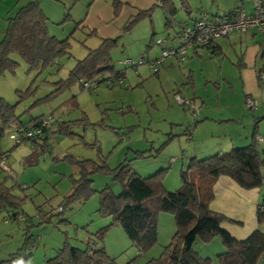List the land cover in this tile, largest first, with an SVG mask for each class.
<instances>
[{
    "label": "rangeland",
    "instance_id": "374dc122",
    "mask_svg": "<svg viewBox=\"0 0 264 264\" xmlns=\"http://www.w3.org/2000/svg\"><path fill=\"white\" fill-rule=\"evenodd\" d=\"M29 1L0 0V41L4 37L6 19ZM171 1L178 11L170 27L164 25L162 10L155 8L150 16L139 19L129 31H123V23L129 17L119 15L111 20V0H39L48 18L50 35L58 40L69 37L71 47L69 55L62 56L53 66L36 70H29L13 55L17 63L14 73L0 76V97L13 107L14 118L19 120L0 126V153L7 154L6 165L14 173V179L7 178L6 185L13 186V194L23 199L19 212L22 220L5 221L6 214L0 213V264H6L4 261L9 255L17 252L26 257L23 264H45L63 243L83 250L103 229L97 246L103 247L117 264L131 260H135V264H146L165 251L175 232L174 219L169 213L158 214L157 242L140 254L122 228L112 225V216L97 212L98 192L66 207L64 212L59 213L58 206L71 192L73 181L79 178L72 160H92L97 164L104 161L110 169L125 163L130 173L142 177L169 165L164 187L173 191L179 187L181 155L186 145L189 144L188 150H207L219 143L216 135L227 129L217 121L219 111L214 106L209 120L200 123L196 131L193 129L190 138L185 132L196 120L206 117V108H198L199 97L207 104L214 100L216 104L224 96L238 95L237 89L229 85L230 81L222 79L226 69L234 73L228 57L225 62L211 67L208 60L212 59L206 49L200 50L201 57L192 56L190 49L181 61L174 56L165 58L157 66V75L149 63L159 59L164 49L177 46L178 31L192 25L199 9L212 15L217 5L227 7L234 0ZM141 3L144 4V0ZM106 37L118 38L111 57L115 70L125 71L124 85L108 87L103 81L89 92L73 84L54 94L56 82L64 80L76 61L85 57L87 49L96 48L101 38ZM140 57H144L145 62L135 69L124 64L125 59ZM105 78L107 75L101 77ZM176 95L188 101L196 96V103H192L198 113L192 115L185 111L175 100ZM47 114L53 117L55 133L50 136V149L45 156L29 141L14 146L9 134L17 125H27L30 119ZM262 177L264 195V167ZM2 178L4 174H0ZM90 179L95 191L106 186L115 194L121 190L120 183L112 181L107 173L96 172ZM259 230L264 234V222ZM27 233L36 240L32 250L22 249L27 247ZM192 248L201 257L208 258L210 264H220L216 256L224 248L219 237L208 243L196 240ZM257 264H264V257Z\"/></svg>",
    "mask_w": 264,
    "mask_h": 264
},
{
    "label": "trees",
    "instance_id": "16d2710c",
    "mask_svg": "<svg viewBox=\"0 0 264 264\" xmlns=\"http://www.w3.org/2000/svg\"><path fill=\"white\" fill-rule=\"evenodd\" d=\"M157 2L149 9L140 11L137 17L123 27V31H129L139 19L150 16L155 8L162 10L164 25L170 27L174 22L178 8L171 0H157ZM121 7V2L111 0L113 15L116 16ZM231 12L232 10L227 14ZM6 22L4 37L0 41V76L6 72L14 73L17 63L12 59L13 55H17L29 70L51 67L62 56L69 55L71 47L69 37L58 40L50 35L47 26L48 18L42 12L39 0H31L18 7L13 17L7 18ZM116 44V37L101 38L96 48L87 49L85 57L76 61L67 77L56 82L54 94L73 84H79L81 89H86L89 92L97 88L103 81L108 87L123 86L125 71H116L111 57V52L117 46ZM261 45V57L264 58V45L262 43ZM199 48L206 49L211 55L217 54L216 41L211 47L201 46L192 50L195 51ZM239 65L240 63H238ZM157 66L155 69L152 68L154 75L158 74ZM132 67L135 69L136 66ZM106 75L107 78L101 79ZM257 75L260 80L263 73L257 71ZM89 82H93L94 86L85 88L84 84ZM194 99L195 96L190 100L192 106L195 103ZM181 106L185 111L190 110L189 106ZM193 109L195 110L194 107ZM41 116L43 115L30 119L26 126H34ZM14 120H18V118H14L13 107L0 97V126H8ZM197 123L198 120L194 122L192 128L185 129L189 138L191 130ZM54 133L51 127L44 131L42 136L33 137L28 141L37 150H40L50 142V136ZM257 137L255 131L251 141L245 146L233 147L229 151L203 158L187 157L184 159L186 160L185 165L183 164L184 167L182 166L178 174L179 187L173 191H167L164 187L169 165L166 168L161 167L147 177H142L135 172L130 173V168L125 163L115 169H110L104 161L97 164L92 160H72V164H75L78 169L79 178L73 181L71 192L60 202L59 213L64 212L65 208L73 203L85 201L93 193L98 192L97 212L102 216H112V225L122 228L140 254L146 253L157 242L158 214L162 212L173 216L175 232L170 243L159 258L148 260L146 264H210V260L197 254L192 246L196 240L208 243L214 237L220 238L224 248V251L216 256L220 264H257L258 260L264 257V234L259 230V225L264 222V195H261L256 208L258 228L244 240H237L222 229V223L234 222L222 214L212 212L209 208L214 197L213 186L221 176L230 178L245 190L261 188L264 158ZM16 145L18 144H14V146ZM174 160L170 159V161ZM96 172L111 175L112 181L120 183V192L115 194L108 186L95 191L91 186L90 176ZM0 174H4V178L0 179V213L6 214L5 221L22 220L23 218L19 217V212L23 199L13 194V186L6 185L8 178L6 173L0 172ZM104 231L105 229L96 234L95 238L91 239L83 250L68 242L63 243L55 255L45 261V264H117L114 258L105 253L103 247L97 246V241L101 240ZM26 237L27 247L22 249L32 250L35 248L36 240L28 233ZM25 259L26 257L17 252L10 254L4 262L6 264H23ZM126 264H135V260Z\"/></svg>",
    "mask_w": 264,
    "mask_h": 264
},
{
    "label": "crops",
    "instance_id": "0c3cea01",
    "mask_svg": "<svg viewBox=\"0 0 264 264\" xmlns=\"http://www.w3.org/2000/svg\"><path fill=\"white\" fill-rule=\"evenodd\" d=\"M118 1L122 3V7L116 16L113 15L111 8V20L116 19L119 15H127L130 19H125L123 27L137 17L140 11L147 10L158 3L157 0H144V4L141 3V0ZM147 4L150 5L146 7ZM236 7H242L246 14H250L253 10V5L250 0H234L227 7L221 8L217 5L216 13L210 14V16L225 15ZM201 10L199 9L197 11V16L193 21L198 18ZM206 13L208 14V12ZM261 43L262 37L257 30H249L246 32L232 31L228 36L216 40L217 54L211 55L210 52L205 50L209 58L212 59L208 60L211 67L218 62H225L227 60L226 57H228V62H232L234 73L226 69L222 79L225 81L229 80L230 82H227H229L230 86L237 89L238 95L232 94L224 96L218 99V103L216 104L215 100L212 104H207L199 97L200 102L197 104L198 108H201V110L202 108H206V113L204 112L206 117L203 120H198V123L194 126L195 131L200 123H205L209 120L207 118L211 114V111H213L211 108L214 106L219 111L217 121L224 124L227 129L216 135L217 139L219 138V143L207 148V150L201 149L200 151L195 148L188 150L189 144L186 145L183 155H181L182 166L184 159L190 156L202 157L206 154L223 153L233 147L245 146L251 141L255 131L259 139V148L262 145V156L264 155V58L261 57ZM169 45L172 46L171 44ZM201 49L192 50L190 54L201 57ZM238 63H240L239 66ZM257 71L263 73L260 80L258 79ZM247 97L256 101L257 105L254 109L245 107L244 103ZM256 124L257 127L255 128ZM254 128L256 129L255 131ZM262 192V188L242 189L230 178L221 176L213 186L214 197L210 202L209 208L212 212L222 214L234 222L222 223V229L231 234L235 239L244 240L258 228L256 208Z\"/></svg>",
    "mask_w": 264,
    "mask_h": 264
},
{
    "label": "built area",
    "instance_id": "2783aa9c",
    "mask_svg": "<svg viewBox=\"0 0 264 264\" xmlns=\"http://www.w3.org/2000/svg\"><path fill=\"white\" fill-rule=\"evenodd\" d=\"M253 5L252 13L246 14L242 7H237L232 10L230 14L224 16H210L205 11L199 12L198 18L188 28L181 27L177 33L178 43L175 48L164 49L162 56L149 63L153 69L161 63L165 58L174 56L180 61L184 59L186 51L192 50L196 47L208 46L215 44L218 38L228 36L232 31L246 32L249 30H257L262 37V44L264 45V0H250ZM144 63V58L140 57L137 60L125 59L124 64L137 66ZM85 88L94 86L93 82L85 83ZM175 100L180 105L189 106V112L192 115L197 113L193 109L191 102L184 100L178 95ZM256 101L247 97L245 105L247 108H254ZM53 117L51 114L41 116L34 126L28 127L24 124L17 125L9 134V138L14 144H21L33 137L42 136L44 131L52 127ZM42 149V150H41ZM50 149V144L47 143L38 151L45 156ZM6 153H0V172L6 173L8 178L14 179V173L6 165Z\"/></svg>",
    "mask_w": 264,
    "mask_h": 264
}]
</instances>
